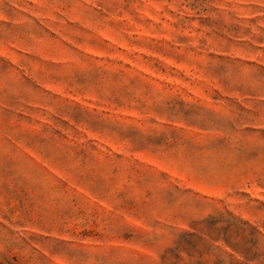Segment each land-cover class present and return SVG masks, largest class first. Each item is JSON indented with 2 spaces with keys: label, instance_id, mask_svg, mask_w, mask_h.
Wrapping results in <instances>:
<instances>
[{
  "label": "rangeland",
  "instance_id": "1",
  "mask_svg": "<svg viewBox=\"0 0 264 264\" xmlns=\"http://www.w3.org/2000/svg\"><path fill=\"white\" fill-rule=\"evenodd\" d=\"M0 264H264V0H0Z\"/></svg>",
  "mask_w": 264,
  "mask_h": 264
}]
</instances>
